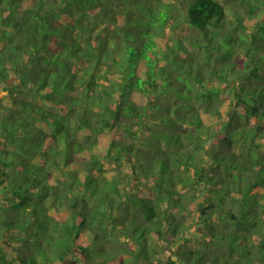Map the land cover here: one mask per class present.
Returning a JSON list of instances; mask_svg holds the SVG:
<instances>
[{
	"label": "trees",
	"instance_id": "1",
	"mask_svg": "<svg viewBox=\"0 0 264 264\" xmlns=\"http://www.w3.org/2000/svg\"><path fill=\"white\" fill-rule=\"evenodd\" d=\"M223 1L0 0V264H264V0Z\"/></svg>",
	"mask_w": 264,
	"mask_h": 264
},
{
	"label": "rangeland",
	"instance_id": "2",
	"mask_svg": "<svg viewBox=\"0 0 264 264\" xmlns=\"http://www.w3.org/2000/svg\"><path fill=\"white\" fill-rule=\"evenodd\" d=\"M218 1H220L221 3H223V5H224L225 8H226L227 17H228V19H231L232 16H233V13H232L233 8L230 7L229 4H225L223 0H218ZM239 12H241V11H239ZM181 31H182L183 33H185L184 28H183V30H181ZM1 101L5 102V100L3 99V94H2V93H0V102H1Z\"/></svg>",
	"mask_w": 264,
	"mask_h": 264
}]
</instances>
